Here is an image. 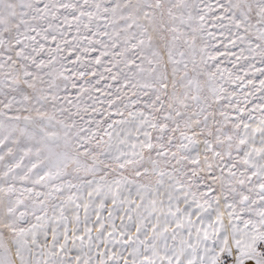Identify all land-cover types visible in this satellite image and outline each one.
Returning a JSON list of instances; mask_svg holds the SVG:
<instances>
[{"label": "snow or ice", "instance_id": "snow-or-ice-1", "mask_svg": "<svg viewBox=\"0 0 264 264\" xmlns=\"http://www.w3.org/2000/svg\"><path fill=\"white\" fill-rule=\"evenodd\" d=\"M0 264H264V0H0Z\"/></svg>", "mask_w": 264, "mask_h": 264}]
</instances>
